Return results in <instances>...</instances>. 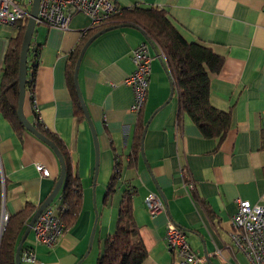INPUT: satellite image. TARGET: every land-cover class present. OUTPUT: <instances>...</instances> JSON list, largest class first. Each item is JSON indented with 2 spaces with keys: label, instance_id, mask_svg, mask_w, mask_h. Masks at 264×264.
<instances>
[{
  "label": "crops",
  "instance_id": "obj_1",
  "mask_svg": "<svg viewBox=\"0 0 264 264\" xmlns=\"http://www.w3.org/2000/svg\"><path fill=\"white\" fill-rule=\"evenodd\" d=\"M112 1L120 9L164 10L188 43L208 46L224 58L221 71L211 74L210 101L231 114V128L222 141L205 138L181 113L177 92L167 103L171 81L151 49L152 74L142 114L149 123L145 158L140 153L131 166L139 114L132 110L134 90L125 82L135 70L133 51L147 41L135 28H118L90 45L78 75L97 133V170L91 126L79 120L68 83L71 55L91 30V19L78 14L68 30L37 26L28 59V74L36 62L35 83L26 95L25 115L34 125L39 118L64 143L80 179L83 205L55 248L34 246L31 233L25 246H34L36 262L22 264H97L106 240L116 234L126 191L132 194L133 215L148 252L143 264L175 263L166 242L170 222L186 233L191 250L206 258V264H248L232 242L231 221L238 199L264 206V0ZM19 33V27L0 23V93L6 54ZM117 157L120 176L106 198ZM60 176L55 152L27 130L18 132L0 112V237L4 213L14 217L29 204L40 207ZM150 194L160 196L164 211L149 213L145 200Z\"/></svg>",
  "mask_w": 264,
  "mask_h": 264
},
{
  "label": "trees",
  "instance_id": "obj_2",
  "mask_svg": "<svg viewBox=\"0 0 264 264\" xmlns=\"http://www.w3.org/2000/svg\"><path fill=\"white\" fill-rule=\"evenodd\" d=\"M26 27V23L21 25L19 35L10 42L5 58L0 93V112L18 132L26 131L18 118L20 54ZM111 27H139L143 29L146 41L150 40L157 50L164 54V68L170 77L172 88L179 96L181 113L189 116L205 138L222 141L226 137L232 124L231 114L215 108L210 101L211 74L221 71L224 58L208 46L200 43H188L169 21L165 11L152 7L122 8L110 22L100 28L91 29L80 46L72 53L71 65L68 69V83L79 120L84 121L86 117L74 80L77 64L89 40L102 30ZM35 53L39 54V48L35 50ZM30 54L31 49L29 56ZM35 74L36 66H34L33 73L27 75V92L32 91L34 87ZM144 109L145 106L138 113L139 123L130 159L131 166L134 165L137 156L142 151L147 125L142 116ZM35 126L39 132L56 145L66 163V178L58 197H61V206L65 208L62 218L68 228L76 223L83 205L80 179L72 171L69 153L61 139L41 123H36ZM120 172L121 164L118 163L108 185L106 198L114 193ZM39 208L29 204L18 215L9 217L1 238L0 264H16L18 245ZM147 258L148 252L140 237L139 228L133 215L132 194L126 191L120 207L116 234L106 240L104 253L97 264H143Z\"/></svg>",
  "mask_w": 264,
  "mask_h": 264
},
{
  "label": "built area",
  "instance_id": "obj_3",
  "mask_svg": "<svg viewBox=\"0 0 264 264\" xmlns=\"http://www.w3.org/2000/svg\"><path fill=\"white\" fill-rule=\"evenodd\" d=\"M33 4L34 0H0V23L17 27L27 24ZM120 10L112 0H41L36 25L68 30L72 19L78 14H84L91 19V29H97L110 22L120 13ZM151 49L150 44L144 42L133 51L132 61L135 70L125 82L134 90L132 110L137 114L147 101L153 63ZM159 53L165 60L164 54L161 51ZM34 66L36 62L31 66V73ZM34 109L36 111L35 102ZM37 120V123H41L39 118ZM118 162L117 157L116 165ZM38 169L44 176H49V172L43 166H38ZM193 188L194 185L191 184V189ZM54 201L40 215L32 228L34 246L53 249L67 231L62 218L65 208L61 206V199L56 203ZM236 203L237 211L231 221L232 242L237 251L246 258L248 264H264V206L253 205L241 199H238ZM145 204L151 215L165 210L164 203L158 194H150ZM8 221L9 215L4 213L1 237ZM166 242L169 250L176 257L174 264H206V258L198 256L191 250L186 233L172 222L167 226ZM34 246H24L21 254L22 261L36 262Z\"/></svg>",
  "mask_w": 264,
  "mask_h": 264
},
{
  "label": "water",
  "instance_id": "obj_4",
  "mask_svg": "<svg viewBox=\"0 0 264 264\" xmlns=\"http://www.w3.org/2000/svg\"><path fill=\"white\" fill-rule=\"evenodd\" d=\"M40 2L41 0H34V4L32 7V11H31V17L27 23V27H26V31L24 34V39H23V43H22V47H21V54H20V66H19V83H18V88H19V101H18V118L20 123L24 126V128L31 133L32 135H34L35 137H37L38 139H40L42 142H44L45 144H47L57 155L60 165H61V176L59 181L57 182V185L54 189V191L52 192V194L49 196V198L40 206V208L37 210V212L35 213V215L33 216L31 222L28 224L27 229L18 245L17 248V252H16V264H22V259H21V254L24 248L25 243L27 242L31 232H32V228L35 225L36 221L38 220V218L40 217V215L45 211V209L47 207H49L52 202L58 197L65 178H66V171H67V167H66V163L64 160L63 155L61 154V152L59 151V149L56 147V145L49 140L45 135H43L41 132H39L36 128V126L29 121V119L26 117L25 115V102H26V95H27V91H26V87H27V75H28V65H29V53H30V49L32 46V41L34 38V34H35V30H36V18L38 16V11H39V6H40ZM119 27H111V28H106L104 30H102L101 32H99L98 34H96L93 38H91L89 40V42L86 44L85 48L83 49V52L81 54V57L79 59V62L77 64L76 70H75V85L77 88V92L80 98V101L82 103L83 106V110L85 113V117L86 120L89 122L90 126H91V131L95 140V144L97 147V170H98V163H99V150H98V139H97V133L95 130V127L93 125V122L91 120V117L89 115V111L87 109L86 103L83 99L80 87H79V81H78V75H79V69L83 60V57L86 53V51L88 50V48L90 47V45L101 35H103L106 32L115 30ZM137 29L139 32H141L143 35L145 34V31L139 27H132ZM147 42L150 44L152 50L155 52L157 58L161 61V63L163 64V66H165V60L161 57L159 50H157L156 46L154 45V43H152L150 40H147ZM165 69V68H164ZM167 72V71H166ZM168 74V73H167ZM170 79V77H169ZM174 89L172 88L171 91V95L169 100L167 101V103H169L173 96H174ZM149 123L146 125V129H145V133H144V138H143V143H142V156L143 158H145V151H144V140H145V136L147 133V129H148ZM97 222V221H96ZM96 224L94 225L93 228V232H92V236H91V241H90V245H89V250L92 248L93 245V241H94V236H95V230H96ZM1 238L0 237V244H1ZM87 252V253H88ZM82 262V261H81ZM81 262H79V264H81Z\"/></svg>",
  "mask_w": 264,
  "mask_h": 264
},
{
  "label": "rangeland",
  "instance_id": "obj_5",
  "mask_svg": "<svg viewBox=\"0 0 264 264\" xmlns=\"http://www.w3.org/2000/svg\"><path fill=\"white\" fill-rule=\"evenodd\" d=\"M59 197H60V196H59ZM59 197L56 198V200L54 201V203H56V202L58 201V198H59Z\"/></svg>",
  "mask_w": 264,
  "mask_h": 264
}]
</instances>
